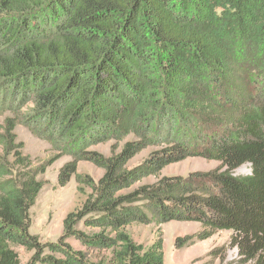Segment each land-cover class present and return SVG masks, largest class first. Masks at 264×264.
Here are the masks:
<instances>
[{
  "label": "trees",
  "instance_id": "16d2710c",
  "mask_svg": "<svg viewBox=\"0 0 264 264\" xmlns=\"http://www.w3.org/2000/svg\"><path fill=\"white\" fill-rule=\"evenodd\" d=\"M0 109H26L73 158L60 187L79 157L104 171L42 243L29 233L42 182L0 161V264H163L162 234L143 245L128 228L169 222L200 226L178 250L228 231L238 264H264V0H0ZM107 142L109 158L87 151ZM193 158L218 167L160 177ZM206 257L223 263L226 247Z\"/></svg>",
  "mask_w": 264,
  "mask_h": 264
},
{
  "label": "rangeland",
  "instance_id": "374dc122",
  "mask_svg": "<svg viewBox=\"0 0 264 264\" xmlns=\"http://www.w3.org/2000/svg\"><path fill=\"white\" fill-rule=\"evenodd\" d=\"M27 110L19 112L0 109V161L1 164L13 163L14 156H18L22 163L16 168L20 174L15 172L17 178L22 177L26 172L36 175V179L43 184L36 203L29 210L31 235L37 236L42 243H56L62 233V223L68 213L72 212L85 195L90 193V185L96 184L102 177L104 171L95 165L88 157H79L77 161L76 175L73 176L66 186L60 187L57 182V175L66 163L72 161L62 148L54 143L42 139L34 129L25 123ZM14 124L11 131L12 141L6 137L7 122ZM10 142V143H9ZM112 142L92 145L88 152H95L104 159L110 157V146ZM152 149H147L137 155L128 163V168L138 166ZM28 167L24 170L23 167ZM10 167V165H9ZM218 167V163L202 159H186L180 163L172 164L162 170V176L186 177L192 172H206ZM23 170V171H22ZM19 172V171H18ZM25 172V173H24ZM251 174L250 166L243 165L234 171L237 177H246ZM155 177H145L135 186L152 185L156 183ZM89 185V186H88ZM80 189V195L78 192ZM200 226L196 223L169 222L161 226L154 224L140 225L133 224L128 232L139 244L149 245L153 240L162 234L163 238V264H238L237 250L228 246L232 232L221 231L213 237L195 243L184 249L175 248L176 238H185L197 233ZM71 246L80 248L76 242H69ZM226 247V260L219 259L212 263L211 258L206 255L214 249ZM22 263L29 258V254L22 247H14Z\"/></svg>",
  "mask_w": 264,
  "mask_h": 264
}]
</instances>
